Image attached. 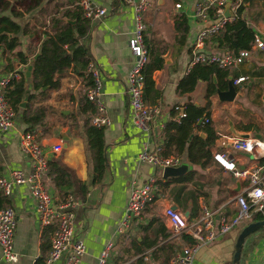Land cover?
Returning <instances> with one entry per match:
<instances>
[{
	"label": "crops",
	"instance_id": "crops-1",
	"mask_svg": "<svg viewBox=\"0 0 264 264\" xmlns=\"http://www.w3.org/2000/svg\"><path fill=\"white\" fill-rule=\"evenodd\" d=\"M92 1L97 7H106L107 10L101 17L90 18L89 33L83 38L89 46L95 67L101 71L104 98L111 119L104 126L108 164L103 175L93 180V160L87 143L85 121L87 118L91 119L95 111H82L81 105L85 101L88 86L84 77L73 66L67 67L60 75L61 84L58 87L49 88L45 94L37 92L35 97L28 100L27 112L44 113L43 121L35 126L36 133L49 160H57L71 173L73 182L69 188L77 202L73 206L76 230L86 245L79 264H98L99 256L109 240L114 241L110 256L113 264H171L172 258L185 245L194 241L184 236H171L164 208L171 204L182 210L190 220H195L200 214L201 204L205 202L218 210L217 220L223 214L231 217L238 208L236 194L248 184L247 179L239 178L232 171L224 169L214 158V152L228 153L240 167L261 166L264 173V156L257 158L249 151L222 143V134L236 135L234 128L264 139V128L259 130L252 120L244 121L246 115L240 111L243 93L256 96L248 98L244 106L251 107L250 103L261 102L264 107V49L252 46L248 58L228 69L229 75L224 78L247 76L246 80L237 85L238 93L234 100L220 99L218 91L207 97L206 80H200L194 90L183 93L179 83L193 66L192 58L197 50L194 43L200 29L209 25L212 20L195 16V5L199 0H150L144 14L147 23L145 40L150 51L148 76L154 83L148 87L145 85L144 94L146 100L157 105L159 110L154 113L148 129L144 130L133 122L127 92V76L134 61L129 44L135 27L134 6L124 0ZM177 2L181 3L180 7L176 6ZM44 3L49 10L59 8L62 11L64 5L74 8L78 5V0H44ZM244 3L245 17L259 35H264V0H244ZM181 14L188 17L189 29L186 35L176 26V18ZM30 15L27 13L24 17L28 18ZM64 19L71 20L67 17ZM30 20L33 22V17L30 16ZM42 38L34 31L21 35V44L17 48L28 55L29 64H32L38 53ZM199 49L220 52L225 48L217 40L208 37ZM8 56L12 59L14 70L26 72L28 69L29 64L0 48V80L14 71L6 69L9 64ZM213 80L217 82L219 77L215 74ZM29 88V91H33L31 79ZM188 101L209 111L210 115H206L211 117L210 125L217 135L211 144L210 160L205 164L192 162V180L185 183L171 182L167 187L162 184L161 190L154 191L145 212L131 220L127 231L119 233L117 228L125 213L132 186L140 185L151 177L162 182L171 177L163 175L164 168L161 166L141 161L138 157L141 149L145 145L151 148L162 146L164 154H177L183 160L186 159V149L183 154L176 152L175 144L168 135L175 134L177 128L168 126V123L174 119L180 121L175 106H184ZM20 115L21 111L17 112L13 129L4 130L0 127L1 174L9 175L13 169L28 172L32 167L18 140V131L28 126ZM236 117L239 118L234 120ZM259 120L264 121V111ZM199 124V127H194L187 141V148L192 136H208L207 123L200 121ZM245 125H249V128L245 129ZM60 141L63 147L55 151L53 146ZM45 179L56 201L58 198L62 199L49 171ZM80 180L88 184L84 194L79 192ZM182 184L185 187L180 190ZM8 199L17 212L15 248L19 252V258L15 262L1 260V263L45 264L54 225L42 226L36 201L27 184H14ZM251 221L252 218L217 239L199 246L193 264H232L237 236ZM166 232H169V236L165 235ZM153 239H157V242L150 245ZM146 255L148 259H145ZM52 264H66V257L63 256ZM244 264H264V236L247 253Z\"/></svg>",
	"mask_w": 264,
	"mask_h": 264
},
{
	"label": "built area",
	"instance_id": "built-area-1",
	"mask_svg": "<svg viewBox=\"0 0 264 264\" xmlns=\"http://www.w3.org/2000/svg\"><path fill=\"white\" fill-rule=\"evenodd\" d=\"M134 6L135 27L129 39L130 48L134 54V61L127 76V92L130 99L133 122L147 130L149 122L155 112L159 110L157 105L150 104L144 94L145 72L144 66L149 59V50L145 41L147 23L145 12L150 5V0H124ZM230 2V15L225 14L226 3ZM84 14L89 18L101 17L106 14V7H97L92 0H79L78 2ZM243 0H199L195 5V16L203 20H212L209 25L200 29L194 43L197 49L192 58V64L197 62L216 63L220 67L231 69L243 62L251 54L252 48H242L234 51L225 48L220 52H207L200 50L206 39L221 30L225 23L237 15L238 8ZM181 6L180 2L176 3ZM210 8L214 13L210 15ZM264 49V39L256 33L253 45ZM88 69L94 77V83L88 86L87 97L94 104L95 112L91 117L93 124L106 126L111 122L108 107L104 98L103 80L101 71L95 67L93 61L89 63ZM21 71L14 70L8 76L0 80V127L8 130L15 126L17 111L6 96L5 88L11 78H19ZM236 85L247 79L246 75L232 78ZM178 118L185 116V106H175ZM206 122L211 117L204 116ZM21 150L31 161V169L26 172L23 169H13L9 175L0 174V189L5 194H10L14 184L25 183L29 186L31 194L36 201L37 214L42 226L54 225L51 236V246L45 264L66 257V264H79L81 256L86 250L84 239L77 233L75 214L73 206L76 199L69 193L65 198H58L50 192L46 183L49 158L41 144L40 138L35 131L20 129L18 131ZM222 143L231 145L233 148L244 149L259 158L264 156V139L258 135L239 137L237 135L222 134ZM62 141L53 146L55 151L61 150ZM216 161L226 170H230L235 176L245 178L248 184L236 194L238 208L236 213L228 217L223 214L217 220V209L203 202L197 219L190 220L180 209L171 204L164 208V215L168 223L171 236H183L188 233L194 239V243L185 245L171 260V264H193L195 252L202 244H207L219 236L229 232L236 226H241L253 216V212L264 208V173L261 166L240 167L236 160L226 152L217 151L213 154ZM141 161L149 162L164 168L165 166H176L182 162V157L177 154H164L162 146L151 148L144 146L138 154ZM161 190L156 178L151 177L140 185L132 186L125 213L118 225V232L122 233L129 229L133 218L140 217L146 210L154 191ZM17 225V212L14 206H0V264L1 260L15 262L19 258V252L15 248V230ZM114 241L109 240L103 248L98 264H113L111 261V249ZM148 259V256H145Z\"/></svg>",
	"mask_w": 264,
	"mask_h": 264
},
{
	"label": "trees",
	"instance_id": "trees-1",
	"mask_svg": "<svg viewBox=\"0 0 264 264\" xmlns=\"http://www.w3.org/2000/svg\"><path fill=\"white\" fill-rule=\"evenodd\" d=\"M44 4V0H0V48L3 51L15 54L22 62L29 64L28 55L23 50L17 48L21 44V35L34 31L43 37L38 56L32 60L31 77L27 76L24 70H19L21 71V76L19 78H11L5 88L7 98L17 112L21 111V118L28 124L26 129L35 132V126L43 121L44 113L38 111L34 114H29L27 112L28 105L25 108H22L21 105L23 98L30 90V79L32 80L33 91H30L29 100L35 97L37 92L45 94L49 88L58 87L61 84L60 75L70 66H73L84 77L87 86L94 83V77L88 70L89 63L92 61L91 52L89 46L83 41V38L89 33L91 19L84 14L79 3L74 8L64 5V10L62 11L59 8L57 10H49L48 5L45 6ZM244 8L245 3L243 0V4L237 10V15L227 21L219 32L211 36L223 48L239 51L242 48L252 47L257 32L255 27L245 17L243 13ZM42 11L48 12L45 14V18H43ZM27 13H32L30 16L36 17L33 18V22H31L30 16L28 18L24 17ZM213 13L214 9L210 8V15ZM64 17L75 21L65 20ZM176 26L178 30H182L184 35H186L189 29L186 14L177 16ZM8 60L9 64L6 69L9 71L14 70L12 59L9 57ZM148 61L143 69L146 77V87L154 83L152 78L148 76ZM215 74L219 77V81L217 82L213 80ZM228 75L229 70L220 67L216 63L197 62L193 64L189 72L182 78L179 88L183 93L189 92L196 88L200 80H206L208 81L207 97H209L211 94H216L219 88L226 89L228 87L229 79L224 78ZM208 102L210 101L208 100ZM184 106L187 114L181 117L180 121L174 119L168 123V126L177 128L175 134H169L168 136L173 140L177 153L183 154L182 152L186 149V159L191 162L205 164L211 158V144L217 136L210 122H206L204 119L206 114L210 115L209 111H205L204 107L195 104L193 101H188ZM81 107L82 111H95L94 104L86 95ZM200 121L207 123L206 130L208 136L202 137L198 134L192 136V141L187 148V141L194 127L200 126ZM244 128L248 129L249 125H245ZM85 132L93 160V180H96L103 175L108 164L105 148V127L97 126L92 123L90 118H87L85 121ZM1 171L2 165L0 164V174ZM48 171L52 175L62 198L72 193L69 188L73 182L72 176L65 166L57 160H49ZM193 174L194 170L191 169L183 174L171 176L167 178V181L157 182L160 186L163 184L167 187L171 182L185 183L186 181H190L194 177ZM184 187L185 184H182L179 189L182 190ZM87 189L88 184L80 180V194H84ZM5 205H10L8 195L0 189V206ZM252 219H264V208L254 211ZM165 235L169 236V232H166ZM183 236L193 241L190 234L184 233ZM263 236L264 226L251 232L246 237L242 248L240 264H244L247 253ZM156 242L157 239H153L150 245L156 244Z\"/></svg>",
	"mask_w": 264,
	"mask_h": 264
},
{
	"label": "water",
	"instance_id": "water-1",
	"mask_svg": "<svg viewBox=\"0 0 264 264\" xmlns=\"http://www.w3.org/2000/svg\"><path fill=\"white\" fill-rule=\"evenodd\" d=\"M229 8H230V2H227L226 3V9H225V14L227 16L230 15ZM71 21H75V20H71ZM261 36L264 39V35L261 34ZM36 56H38V53L35 55V57ZM32 68H33V64H29L28 69L26 71L27 76L31 75ZM237 93H238V86L233 82L232 78H229L228 87L226 89H220V88L218 89L219 98L222 100H234ZM29 95H30V91L26 93L25 97L23 98V100L21 102L22 108H25L27 106V103L29 100ZM234 132L237 136L244 137V138L249 137L251 135V132L238 130V129H234ZM192 168H193V163L187 159H184V160H182V162L179 165L165 166L163 169L164 170L163 175L165 177L176 176V175L183 174ZM175 205L177 206V204H175ZM263 226H264V219L253 220V221L247 223L240 230V232L237 236V239H236V243H235V251H234V255H233V263L232 264H240L242 248H243V245L245 243L246 237L251 232H253V231H255V230H257Z\"/></svg>",
	"mask_w": 264,
	"mask_h": 264
},
{
	"label": "rangeland",
	"instance_id": "rangeland-1",
	"mask_svg": "<svg viewBox=\"0 0 264 264\" xmlns=\"http://www.w3.org/2000/svg\"><path fill=\"white\" fill-rule=\"evenodd\" d=\"M47 13L48 12L44 11L42 13V15L45 17V14H47ZM30 14H32V13H30ZM33 18H36V17H33ZM244 98H246V99H244ZM248 98L249 99L256 98V96L255 95H251L249 93H243V95H241L240 99H241V103L242 104H241V107H240V111H243L244 114L246 115V116H244V121H247V122L249 120L254 121L257 124L258 129L261 130V129L264 128V121L259 120V116L262 114V111H264L263 103H261V102L259 104L250 103L251 107H248L247 105L244 106L243 104L244 103L246 104V102L248 101ZM238 118L239 117H236L234 120H236ZM13 128L14 127H11L10 129H13ZM234 129H236V128H234Z\"/></svg>",
	"mask_w": 264,
	"mask_h": 264
}]
</instances>
